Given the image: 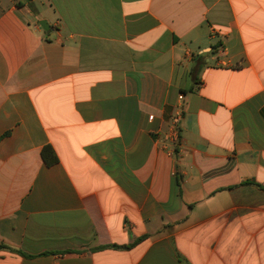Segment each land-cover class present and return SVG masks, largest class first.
Listing matches in <instances>:
<instances>
[{"label":"crops","instance_id":"1","mask_svg":"<svg viewBox=\"0 0 264 264\" xmlns=\"http://www.w3.org/2000/svg\"><path fill=\"white\" fill-rule=\"evenodd\" d=\"M0 264H264V0H0Z\"/></svg>","mask_w":264,"mask_h":264},{"label":"built area","instance_id":"2","mask_svg":"<svg viewBox=\"0 0 264 264\" xmlns=\"http://www.w3.org/2000/svg\"><path fill=\"white\" fill-rule=\"evenodd\" d=\"M184 103V95L180 94L179 104L176 108V112L172 116L169 131L165 134L164 139L165 142L170 145V150L178 155H181L184 152V142L180 136V126L182 122V112Z\"/></svg>","mask_w":264,"mask_h":264},{"label":"trees","instance_id":"3","mask_svg":"<svg viewBox=\"0 0 264 264\" xmlns=\"http://www.w3.org/2000/svg\"><path fill=\"white\" fill-rule=\"evenodd\" d=\"M42 157L47 164H54L58 161V157L54 149L48 145L42 150ZM122 248H128L127 246H122Z\"/></svg>","mask_w":264,"mask_h":264},{"label":"water","instance_id":"4","mask_svg":"<svg viewBox=\"0 0 264 264\" xmlns=\"http://www.w3.org/2000/svg\"><path fill=\"white\" fill-rule=\"evenodd\" d=\"M40 25H41L42 28H43L44 30H46V31H48V30L50 29V27H49L47 21H45V20L40 21Z\"/></svg>","mask_w":264,"mask_h":264}]
</instances>
